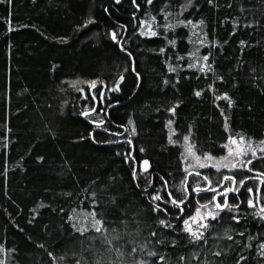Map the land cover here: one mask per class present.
I'll return each instance as SVG.
<instances>
[{
	"label": "trees",
	"instance_id": "obj_1",
	"mask_svg": "<svg viewBox=\"0 0 264 264\" xmlns=\"http://www.w3.org/2000/svg\"><path fill=\"white\" fill-rule=\"evenodd\" d=\"M136 2L139 9L132 0H0V264H76L77 260L95 264L99 258L106 264L109 260L119 264L120 259L131 264L143 256L140 252L128 255L132 247L128 241L133 237L137 246L149 242V250L167 257L159 262L143 256L156 264H204L203 253L199 259L192 256L201 252L200 247L187 244L186 239H181L186 247L155 243L158 239L168 241L177 233L161 229L162 234L149 235L157 217L167 218V214H154L148 196L157 190L164 194L160 187L163 177L180 198L172 186L185 178L188 161L181 153L185 154L188 143L194 144V151L203 158L205 153L226 155L227 149L221 146L229 135H244L255 143L264 140V0H194L186 9L181 6L187 0H153L152 5L146 0ZM161 8L171 13L169 22L173 24L186 19L197 25H179L167 33L156 28L176 39L175 47L168 45L163 35H140L146 30L141 21L152 15L157 18L154 27L165 23ZM201 19L203 25L197 23ZM113 30L131 57L112 40ZM189 37L196 42H189ZM200 40L206 41L203 46ZM161 47L166 51L159 52ZM197 49L196 57L188 55ZM209 52L207 63L214 71H199L205 63L202 59L197 68L187 67ZM176 53L184 59H176ZM169 64L176 71L169 72ZM121 73L125 76L121 90L109 92ZM97 77L107 84L105 100L97 108V112L100 108L105 111L85 117L81 113L94 102L90 95L85 100L77 89L89 92V87L81 83L74 88L71 82ZM224 93L231 97V104ZM177 103L175 113L168 111ZM100 117L111 131L96 129L93 139L90 133L96 126L91 120ZM189 134L190 140L184 141ZM170 135L178 143H170ZM257 155H261L259 150ZM145 159L149 161L147 172L141 171ZM252 166L258 171L221 172L234 174L237 180L244 174L253 179L246 181L238 196L229 195L233 204L244 201L239 213L231 215L247 219L236 225L229 215H223L208 234L204 251L226 252L222 257L209 253L211 261L236 264L243 255L247 260L240 264H264V257L258 254L264 241V220L253 215L258 207L249 208L246 203L247 187H252L254 194L260 187L255 177L264 171V159L254 160ZM133 169L139 173L138 180L132 178ZM200 172L213 180L222 178L212 168ZM195 179L189 177V184ZM149 181L151 186L146 188ZM93 191L100 200L97 211L103 210L107 223L114 222L111 227L120 228V221L127 219L131 230L136 227L133 220L140 221L139 236H129L120 228L122 239L116 247L125 252L124 258L106 252L107 246L99 240L90 246V234L81 236L72 228L79 221L68 217L91 211ZM260 192L264 194V185ZM211 195L202 193V202ZM167 207L175 216L177 210L171 204ZM196 207L193 195L185 214L192 215ZM176 223L183 227L182 221ZM229 225L236 229L230 235L240 243L226 238L216 243L213 233L223 236ZM241 231L244 236L238 234ZM249 243L252 248L246 247ZM180 255L187 259L179 261Z\"/></svg>",
	"mask_w": 264,
	"mask_h": 264
},
{
	"label": "snow or ice",
	"instance_id": "obj_2",
	"mask_svg": "<svg viewBox=\"0 0 264 264\" xmlns=\"http://www.w3.org/2000/svg\"><path fill=\"white\" fill-rule=\"evenodd\" d=\"M207 2L212 3V0H207ZM117 3H119V0H117ZM132 3L137 9L141 7L140 4L136 2V0H132ZM146 3L148 5H152L153 0H146ZM193 5L194 0H187V3L185 5H182L181 7L182 9H186L188 7H192ZM167 6L168 5L166 4L165 7ZM160 11L164 13L165 23L163 25L155 24L154 27L153 24L156 22L157 18L156 16L152 15L150 16L149 20L141 21V28H144V26H146V30H141L140 35L146 37H157L163 35V38L167 41V44L175 47L177 43L176 39H169L168 36L164 33H167L170 30L174 31L175 28L179 25H192L193 28L197 26L196 23H193V21L186 19H177L176 23L173 24L169 22L171 13L165 12L164 8H161ZM132 15L134 18L136 17L135 12H133ZM197 23L199 25H203L205 21L201 19ZM156 28H163L164 33L156 31ZM11 30L12 29L9 28V31ZM193 35H195V33H193ZM204 36L205 38L207 37L206 32L204 33ZM111 38L113 41L120 44V40L115 30L112 31ZM189 42L195 43L196 41H193L191 37H189ZM205 42V40L199 41L201 46H203ZM240 43L243 44L244 41H240ZM120 47L123 51L127 52L129 57L132 56V53L128 52V50L124 48L123 44H120ZM165 51L166 48H159V52L163 53ZM198 51L199 50L197 49L196 53H188V55L196 57ZM175 55L176 59L178 60L184 59V57L179 55V53H176ZM210 55L211 53L209 52L208 54L203 55L202 57L196 58V62L187 64V67L197 68L198 65H200V60L202 59L205 63L202 66H199V71H214V69H211V65L207 63ZM125 71H127V69H125ZM132 71L136 74L137 77H139L140 74L136 72L135 67L132 68ZM168 71L174 72L176 71V68L173 65L169 64ZM219 79L223 80V77L221 76L219 77ZM124 80L125 76L123 73H121L119 75V78L113 84V87L108 88L107 90L109 92L120 91L121 83ZM71 83L74 88L81 83L88 85L90 90L89 92H85L84 88H78L77 90L84 94L85 100L89 99L90 95L91 100L94 102V105L91 107H87L81 113V115L89 117L91 113H96L97 116H99V112L105 111L103 108H100L99 112H97L99 104L103 103L105 100L104 88H107V84L104 81L100 80L99 77H97L96 79L87 81L74 80ZM165 83H168V81L166 80ZM98 84L102 87H98ZM195 94L197 96H200L201 92L197 91ZM223 96L229 101L230 104L232 103L231 97L228 95V93H224ZM178 103L172 108H169L168 111L175 113L176 107H178ZM91 123L96 126V128L92 130V133H90L93 139H95L94 133L96 129H101L105 132L111 131L110 129L105 127V124L107 122L103 119V117H100L99 119H92ZM128 123L133 124V121L129 120ZM172 123V120L168 121L169 125H171ZM121 127L125 126L121 125ZM227 127L228 125L226 123L225 128L227 129ZM135 132L136 129L135 127H133L132 133L134 134ZM115 135H122V133H115ZM183 140L189 141L190 134L185 135L183 137ZM169 141L172 144L178 143V141L172 139L171 135L169 136ZM128 143H131L130 137L128 139ZM184 147L185 152L189 153L196 163L194 165L190 164L184 169L186 175L184 180L181 181L180 185L172 186V188H175V190L181 194L180 198H177V196L173 194L172 189L169 188L168 181L163 177H161V179L163 180V184L160 187L164 190V194L162 195L161 192L157 190L148 196V199L150 201V209L154 214H167V218L157 217V219L155 220V228H152V225H146L147 227L152 228V231L149 233V235L151 237H156L158 233H160L161 229H170L172 230V232L177 233V235L170 236V240L168 241L164 239H158L155 241V243H170L172 248H176L178 246L186 247L187 245H181V239H186L187 244L197 245L200 247L201 252L192 253V256L196 259H199L201 253H203V255L205 256L204 264H224V261L222 260L211 261L208 259L209 253L214 257H222L226 255V252L220 250L212 251V249L210 248L207 251H204V247L209 243L208 234L216 227L217 224L222 221L223 215H229L231 220L235 221L236 225L240 224L241 219H247L246 216L242 217L238 214L231 215L233 212L239 213L240 204L244 203V201H239L238 203L233 204L230 202L229 194H235L236 196H238L241 188H244L246 186V181H248L249 179H253V177H249L248 175L244 174L243 178L237 180V176L234 174H221V169H228L230 172L231 170H236L237 172H241L242 174L245 170L247 172L258 171L252 165L254 160L264 159V140H260L258 143H255L252 138H248L246 140L244 135H239L238 137L229 135L227 142L221 146L222 148L227 149V154L215 157L211 153H205L203 154V161L201 155H198L196 151H194V144L188 143L184 145ZM258 150L261 153L260 156L257 155ZM140 151L143 152L144 149L141 148ZM249 153H251V159H245V157H247ZM181 156L183 159L188 158L184 153H181ZM40 159L43 158L41 157ZM143 165L144 168L141 171L147 172V169L149 167V161L145 159L143 161ZM209 166L215 168L217 174H221L222 178L213 180L209 175H206L200 171H189L190 168H206ZM192 176H194L196 179L191 184H189V177ZM132 178L134 180H138L139 178V173L136 169L132 170ZM255 179H259L260 185H264V171H260L259 177H255ZM151 183L152 182L149 181V184L145 187L147 188L151 186ZM137 186L139 187V183L137 184ZM260 191L261 189L258 186L254 194V189L252 187H247L249 198L247 199L246 203L249 208L255 209L257 207V203L264 200V197L260 195ZM202 193H211V198L202 202ZM91 195L93 197V199L91 200V205L93 206L91 211L85 210L83 216L73 215L68 217L70 221H79V224L73 223L72 228L81 236H84L85 233H89L90 235L87 237V239L90 242V246L91 244L99 240L107 246L105 248L106 252H114L118 258H124L125 252L121 251L120 248L116 247V242L122 239L120 228H122L123 232L129 236H132L133 233H135L136 236H139L142 231V229L140 228V221L138 219H134L133 223L136 225V227L131 228V230H129L130 225L127 219L120 221V228L111 227V223L114 222L107 223V217L104 215L103 210H101L99 213L97 211V208L100 206V200L97 199V193L93 191ZM193 195H195L196 197L197 207L195 208V211L192 215H186L184 211L185 207L190 204V197ZM165 197H167V199ZM112 202L115 203V197L112 198ZM168 204H171L172 207L177 210L175 216H172V214L169 213V209L167 207ZM61 211H63V209H61ZM253 215L259 217L261 220H264V202L259 203V210L254 212ZM177 220L182 221L183 227H181L179 223H176ZM213 221H215L216 224H214ZM234 231H236V229L233 226L229 225L228 227H225L223 229V236H221L219 232H214L213 236L215 242L218 243L219 240L226 238L236 244H239L240 242L235 241L234 237L230 235V233ZM238 234L240 236H244L245 233L241 231ZM248 239L252 240L254 239V237L249 236ZM128 243L132 245L130 251L128 252L129 256L140 252L143 254V256H147L149 258H157L159 262H165L167 259L165 255H161L159 252L155 250H149V242H145L137 246L135 237H133V239L129 240ZM246 247L252 248V244L249 243L246 245ZM232 251H235V249H232ZM258 254L260 257H264V241H262L258 247ZM49 255L51 256L52 253H49ZM143 256L140 259H133L131 261V264H156L154 260L144 259ZM186 259L187 258L184 255L179 256V261L181 262L185 261ZM246 260L247 257L240 255L239 259L236 261V264H240L241 261ZM76 264H81V261L77 260ZM95 264H106V262L103 258H99L96 260ZM107 264H117V261L109 260L107 261ZM119 264H125V259H120Z\"/></svg>",
	"mask_w": 264,
	"mask_h": 264
},
{
	"label": "rangeland",
	"instance_id": "obj_3",
	"mask_svg": "<svg viewBox=\"0 0 264 264\" xmlns=\"http://www.w3.org/2000/svg\"><path fill=\"white\" fill-rule=\"evenodd\" d=\"M233 147H235V146H233ZM226 154H227V153H226ZM185 155L188 157V158H187L188 165H190V164H193V165H194V164L196 163L195 160L192 158V156H191L189 153H186V152H185ZM249 155H251V153H249L248 156H249ZM245 158H246V157H245ZM202 161H203V158H202ZM208 168H212V167H210V166H209V167H206V168H198V167H197V168H195V169L190 168L189 171H201V170H203V169H208ZM212 169H215V168H212ZM215 170H216V169H215ZM231 171H233V170H231ZM221 172H222V173H229L230 171H229L228 169H221ZM262 186H263V185H260V189L262 188ZM262 193H263V192H262ZM260 194H261V192H260ZM261 196L264 197V194H263V195L261 194ZM261 202H264V201L262 200V201H260L259 203H261ZM259 203H257V207H258V209H259Z\"/></svg>",
	"mask_w": 264,
	"mask_h": 264
},
{
	"label": "water",
	"instance_id": "obj_4",
	"mask_svg": "<svg viewBox=\"0 0 264 264\" xmlns=\"http://www.w3.org/2000/svg\"><path fill=\"white\" fill-rule=\"evenodd\" d=\"M117 106H118V105H117ZM117 106H116V107H117Z\"/></svg>",
	"mask_w": 264,
	"mask_h": 264
},
{
	"label": "flooded vegetation",
	"instance_id": "obj_5",
	"mask_svg": "<svg viewBox=\"0 0 264 264\" xmlns=\"http://www.w3.org/2000/svg\"><path fill=\"white\" fill-rule=\"evenodd\" d=\"M230 195V194H229Z\"/></svg>",
	"mask_w": 264,
	"mask_h": 264
}]
</instances>
